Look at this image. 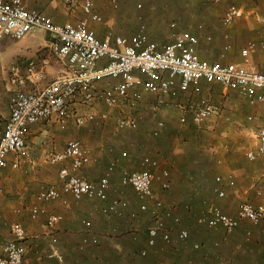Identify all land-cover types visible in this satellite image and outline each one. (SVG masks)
I'll return each instance as SVG.
<instances>
[{
    "label": "built area",
    "instance_id": "1",
    "mask_svg": "<svg viewBox=\"0 0 264 264\" xmlns=\"http://www.w3.org/2000/svg\"><path fill=\"white\" fill-rule=\"evenodd\" d=\"M66 4L80 3L84 18L75 23L57 24L49 16L36 9L27 8L23 0H0L1 34L14 40L40 31L50 39V49L54 56L65 63L64 74L51 81L40 92L17 91L9 103V119L0 137V171L9 163V157L18 156L26 150V134L29 127L43 121L54 120L60 130H66L70 123L83 127L99 116L102 120L108 115H97L90 110L79 112L83 105L92 106L100 101L108 109L119 107L124 101H141L145 94L153 95L161 103L163 97L171 96L176 90L195 93L201 92V83H218L222 87L235 91L250 106L264 103V72L250 70L249 54L256 49L264 52V38L258 43L250 42L243 49V63L221 64L200 57L199 37L190 31H181L173 35L170 42L161 44L149 38L143 27L132 35H116L111 39L98 38L90 29V22H102V16L94 10L93 0H62ZM218 1V0H214ZM116 5V0H111ZM244 16V10L229 4L223 14L224 26L232 25ZM115 81L109 87L100 89L101 81ZM159 110V105L153 107ZM219 107L207 98H202L193 106L180 113L179 122L185 124L187 117L195 126H201L206 120L219 112ZM251 119V117H249ZM116 130H135L138 122L132 117L116 119ZM164 127L158 121L152 131L157 137ZM257 146L245 153L248 161L264 158V128L256 133ZM90 161L89 151L80 141L70 139L62 151L49 158L51 164H62L58 170V187L50 186L38 191L34 199L36 205L30 208L31 219L43 217L49 228L56 227L62 221V215L48 212L42 203L63 201L62 195L71 196L75 201L87 199L98 201V212L103 216L123 215L129 207V201L123 197H111V176L115 168L113 161L104 175L93 181L75 174ZM158 158L144 156L141 169L124 172L121 185L129 188L138 201V213L147 214L152 223L146 228V246L156 248L161 241V251L171 245L172 233L180 242H187L190 231L182 226L179 216H172L171 207H166L154 191L156 171L160 163ZM66 163V164H65ZM160 188L168 191L171 183L170 173L160 172ZM214 195L216 199L226 197L225 187L234 188L233 175L226 178L217 176ZM256 195L264 197V191L257 190ZM202 208L197 211V223L211 231H222L229 236L237 230L242 221L258 225L264 219V205L256 206L244 201L235 215L222 210L214 201L204 199ZM186 211L192 206L184 205ZM87 232L79 249L86 245L99 244V237L90 234V220L82 221ZM12 238L2 244L0 264H25L27 238L24 227L17 222L9 225ZM134 232V231H133ZM247 239L251 232L247 231ZM194 250L200 248L194 244ZM138 256L146 258L148 249L138 251ZM60 259V258H59Z\"/></svg>",
    "mask_w": 264,
    "mask_h": 264
},
{
    "label": "crops",
    "instance_id": "2",
    "mask_svg": "<svg viewBox=\"0 0 264 264\" xmlns=\"http://www.w3.org/2000/svg\"><path fill=\"white\" fill-rule=\"evenodd\" d=\"M93 1L94 4L99 7L102 0ZM108 1L111 6H116L111 0ZM23 2L27 8L43 12L57 24L75 23L85 17L81 10L80 3L78 2L72 4H66L62 0H23ZM221 3H225V10L229 4L238 5V7L245 10L244 16L230 25L228 32L224 31L222 27L219 28L218 34H220V44H213L215 46L209 48L210 53L208 55L201 50L199 51V55L201 58L210 62H219L221 64L243 63L244 57L242 51L247 44L250 42L258 43L264 38V0H222ZM95 7L96 6H94V10ZM225 10H223V14ZM90 29L100 39H111L116 35H132L114 34L110 27L106 28L94 22H90ZM223 37L227 41H225ZM211 38L207 37L206 40L211 41ZM200 42L201 41H199V45ZM261 58H264V52L256 49L253 53L249 54V63L247 67L253 71L264 72V62L261 66L255 65ZM64 72L65 63L54 56L50 49V39L45 33L36 31L25 35L20 40H14L2 35L0 31V137L9 119V103L11 96L17 91H26L30 93L40 92L51 81L61 77ZM114 82L115 81L112 80L101 81L97 84V87L103 89L109 87ZM218 91L220 95L216 93ZM146 98L151 100V110H153V107L156 105H159L160 109L161 106L166 103L169 104L171 108V133L167 131L164 133L161 132L162 134L159 133L161 136L158 144H156L157 149H154L156 146L153 147V151H160V156L165 159L161 163V160L158 158L160 166L156 171L157 177L154 183V191L158 197L164 201L166 207H171L172 216L177 215L181 218L182 226L188 227L187 224L189 223V219L194 221L195 218H197L195 208H197V210L202 208L204 192H202V187H197L190 182L186 175V168L181 166L179 162H176L177 159L175 155L172 156V153L178 154L182 151L181 148H179L180 146L177 149L174 143H179V141L184 140V138H178L179 132L175 129L176 124L180 127L188 125L195 126L191 123L189 117H187V122L185 124H180L179 116L180 113L184 112V109L188 108V106L195 105L202 98H207L214 104H218L217 106L220 110L211 118L218 115L223 119L222 121H226L229 118L233 121L232 124L230 123L232 126H230L228 130L230 141L225 148L226 152H228L226 153L225 159L231 164L233 169V171L227 172L226 174L227 176L233 175L235 186L234 188L225 187L226 197L221 200L218 199L220 207L226 213L235 215L240 204L244 201L253 203L256 206L264 205V197L260 198L256 195L259 186H254L255 179L264 175V158L258 157L254 161L257 162L254 163L248 161L245 157V160L248 161L249 164L244 166L241 164V155L239 152L241 147H238L247 143L248 140L250 141L249 138L253 137L255 138V147L246 149L244 151V156L247 151L254 150L257 146L256 130L253 131L250 129L248 133L237 127L240 124L239 121H244L246 114L248 115V119L249 117H251V119L254 117L256 120L259 119L260 121H264V103L250 106L247 101L240 97L235 91L228 90L218 83L202 82L200 93H195L192 90L187 92L176 90L171 96L163 97L161 103L157 97L145 94L141 101L135 103L124 101L116 109L121 107L125 108L129 106L130 103L135 105L142 101L143 102L139 105L148 107L149 101H147ZM143 103H146L145 106H143ZM224 109L230 111V116L225 115ZM86 112H88V110ZM174 113L177 115V120L172 119ZM211 118L206 121H209ZM110 122L116 126V120H94L89 123L92 126L86 130L88 133L87 136L89 138L91 136L92 140L98 138V135L101 133V126L99 125H107ZM73 126L75 125L70 123L68 128L63 131L58 128L54 120L43 121L31 125L26 134L25 152L18 156H10L8 165L0 171V255L2 254V244L6 240L12 238L9 225L14 222L20 223L27 234V238L24 241L27 247L25 264H126L128 259L127 256L132 252L138 253L139 250L147 248L149 256L161 251V241H158L156 248H148L146 246V228L143 233H140V231H138L140 225H137V218L132 219V217L138 214V201L132 191L128 196L130 199L129 207L123 214L124 216L122 215L123 217H121L120 221L116 223L118 226V232L116 234H111L110 226H107V224L103 222H97L99 218L91 215L92 209L97 211L100 208L101 204L98 201H90L87 199L75 201L71 196L66 194L62 195V198L66 202L65 204L62 200L41 204L48 212L62 215L63 219L56 227L49 228L43 217L31 219L29 211L33 205H36L34 199L35 194L47 187L54 186L48 185L51 182L57 184L55 187L59 185L58 170L63 165L51 164L49 158L53 154L62 151L67 141L70 139L79 141V139L73 137L74 134L73 131H71ZM163 129L166 130L165 125L162 130ZM128 131L134 130L126 129L121 132L124 133ZM244 134L248 136V139L244 137ZM120 135V140L111 139L110 144L115 146L116 149L118 148V153H115V156H118L120 164L128 165L131 158L137 155L136 147H138V142L130 138H124L123 134ZM196 144L197 143H195V145ZM91 148V151L88 150L90 155L89 163L75 172V174L96 181L104 175L113 161L115 162V167L117 164L116 161L111 158V154H108L102 145L99 148L96 144H92ZM185 154L186 152H184V155ZM168 156H171V165L167 162L169 159ZM151 157L156 158L159 156ZM172 157H174L175 160H173ZM102 159H104V161ZM108 159L110 161H108L105 171L99 178L96 177L99 172V170H97L98 168H95L96 162H106ZM256 165L260 167L256 168ZM171 166H176V168ZM137 169H141V161ZM163 169L168 170L170 173L169 180L171 186L168 191H162L160 188V172ZM174 169H179V173L182 174H179L177 177L175 172H173ZM89 171H93V173ZM114 171L115 168L113 173ZM94 172H97V174ZM124 172H126V170L123 171L121 175H123ZM111 182H113L112 177ZM111 197H113V195L110 192V198ZM205 199L209 200V198L206 197ZM186 204L192 206L191 211H186L184 209V205ZM82 218L83 220H90L92 224L90 234L99 237V244L95 246L86 245L84 249L81 250L79 246L82 239L87 234L82 225L83 220L80 221ZM243 223L249 222L243 221ZM132 227L134 228L133 230H131ZM239 227L241 226L239 225ZM219 232L222 231L219 230ZM246 233L247 231H245L243 237L235 234V236L231 237L233 240H231V238L229 239V237L224 238L221 233L219 245L216 241L210 243L211 245L214 243L215 246L218 245L219 247L222 242V248L217 250L221 254L212 255L213 258L209 260L207 264H264V229L254 234L251 232V236L248 239ZM252 238L253 241L251 240ZM189 240L191 242L189 243L191 251H197L192 247L194 244H199L201 247V242H203L202 238L197 236L195 227L193 226L190 228ZM227 245L229 247L228 252L231 249L234 251V256L229 259L226 257L227 251H225ZM169 247H171V253L163 257V264H191L188 260L187 250H190V248L177 240L176 231L172 233V242ZM208 251L210 250L206 249L205 253ZM204 261L207 262L208 259L205 258ZM156 264H158V260Z\"/></svg>",
    "mask_w": 264,
    "mask_h": 264
},
{
    "label": "rangeland",
    "instance_id": "3",
    "mask_svg": "<svg viewBox=\"0 0 264 264\" xmlns=\"http://www.w3.org/2000/svg\"><path fill=\"white\" fill-rule=\"evenodd\" d=\"M221 1L222 0H116L117 4L113 7L109 4L108 0H102L99 7L95 5V10L102 16V22L96 24L103 25V27L106 28L110 27L111 31L113 30L112 32H114V34H133L137 32L140 27H143L144 31L147 33L150 39L161 44L170 42L174 34H177L181 31H190L191 33L198 36L199 41H201L198 47V52L201 50L203 53H206L208 55L210 53L209 48L215 46L213 44H220V34H218V29L222 27L226 32H228V30L230 29L229 26H223L222 24L225 3L222 4ZM207 37H212V40H206ZM263 60L264 58H261V60L255 63V65H263ZM216 93L220 95L219 91ZM146 99L147 101H149L148 107L145 106L146 103H143V106L145 107L139 105L143 102L142 101L135 105H132L130 103V105L126 106L125 108L121 107L118 109H108L103 105V103L97 101L92 106L83 105L79 109V112H81L82 114H84L87 110H92L97 115L106 113L108 115V119L105 121H115L119 117H132L136 119V121H138V127L134 131L122 133L121 131H117L114 124L110 122L107 125H99L101 126V133L98 135V138L92 140L91 136L90 138L87 136L88 133L86 131L90 128V126H92L89 123H87L83 127L73 126L71 130L74 134L73 137L79 139L81 144L87 150L91 151V145L96 144L99 148L102 145V147L106 149L107 153L111 154V158L115 160L117 164L115 167V171L111 176L113 178V182H111V193L113 197L121 196L128 201L130 200L128 196L129 193H131V190L121 185V173L125 170L126 172L138 170L137 166H139L142 157L145 155L159 156L156 158H159L162 163L165 159L160 156V151H153V147L158 144L161 136L160 134L164 133L165 131L171 133L170 105L166 103L162 105L163 107L161 106L158 111H153L150 108L151 100H149L148 98ZM216 102L218 103L217 99ZM224 113L225 115L230 116V111L225 110ZM247 117L248 115L246 114L244 117V121H239L240 124L237 126L239 129L244 130V132L249 133L250 129H252L253 131H257L259 128L264 127V121H260L259 119L256 120L254 117L249 120ZM172 119L177 120L176 113L173 114ZM222 120L223 119L216 115L209 121H205L199 127L189 125L180 127L176 124L175 130L179 132L178 138L181 137V139L184 138V140L179 141V143H174V146L177 149L180 146L179 148H181L182 151L178 154L172 153V156L175 155L177 159L176 162H179L181 166H184L186 168V175L188 176L190 182L197 187L203 188V199H205V197L209 198V201H214L218 205V199H216L213 194L214 187L216 186L215 179L217 176L225 178L227 177V172L233 171L231 164L225 159L226 153H228L226 152L225 148L230 141L228 130L230 126H232L231 124L233 123V121L231 118L226 121ZM95 121H102V119L98 116ZM158 121L164 122L166 130H161L159 136L154 137L152 136V131L157 126ZM256 131L255 133H257ZM120 134H123L124 138H130L138 142V147H136L137 155L131 158V161L128 165L120 164L118 156H115V153H118V148L116 149L115 146L110 144L111 139L120 140ZM244 137L248 139V136L245 135ZM249 139L250 141L248 140L247 143L238 146L241 147L239 152L241 155V164L244 166H246V164H249V162L245 160L244 151L246 149H252L255 147V138L251 137ZM194 142L197 144L195 145ZM154 149H157V146ZM184 152H186L185 155ZM168 158L169 159L167 162L171 165V156H168ZM172 158L173 160H175L174 157ZM102 160L104 161V159ZM108 161L110 160L108 159L106 162L100 163H98V161L96 162L97 164H95V168H98L97 170H99L98 174L97 172H94L95 174H97L96 177L99 178L101 174H103ZM171 167L176 168V166ZM255 167L259 168L260 166L256 165ZM179 171V169H174L173 171L175 172L177 177L179 176V174H182L179 173ZM90 173H93V171H91ZM254 184L255 187L259 186V190L264 191V175L259 176L258 179H255ZM48 185L56 186L57 184L51 182ZM195 211L197 213V208H195ZM91 215L97 216L99 218L97 219V222H103L106 223L107 226H110L111 234H116L118 232V226L116 223H118L121 217L124 216L112 215L106 217L101 215L98 210L96 211L94 209L91 210ZM132 219H136L138 221L137 225H140V228H138V231H140V233H143L145 228H147L152 223V219L147 214L143 213H138L135 217H132ZM81 220H83V218L80 219V221ZM262 221L263 222L259 225L243 223L242 221V223L240 224L241 227L237 229L238 231L236 230L231 235L225 236L222 232L211 231L207 230L204 227H201L197 223L196 218L194 221L189 219V223L187 224L189 228H187L190 231V228L192 226L195 227L197 236H200L203 242H201V247L197 251H191L189 244L191 243L190 240H188L187 242H183V244H186V246H189L190 248V250L187 249L188 260L191 264H207L209 260L213 258L212 255L221 254L219 251H217L218 249L222 248V242L218 247L220 241L219 237L221 236V233L224 238L229 237V239L232 236H235V234L243 237L245 231H251L252 234L258 233L264 229V220ZM133 227L131 230L134 229ZM231 240L233 239L231 238ZM251 240L253 241V238ZM212 241H216L218 245L215 246L214 243L211 245L210 243ZM170 248L171 247H168L165 251H159L157 253L151 254L146 258H141L138 256L137 252H132L127 256L128 259L126 264H156L157 260L158 264H163V257H166L169 253H171ZM228 248L229 247L227 245V247H225V251H227L226 257L229 259L234 256V251H232L231 249L228 252ZM206 249H209L210 251L205 253ZM205 258L208 259L207 262L204 261Z\"/></svg>",
    "mask_w": 264,
    "mask_h": 264
}]
</instances>
